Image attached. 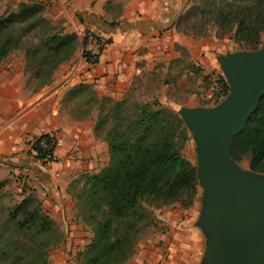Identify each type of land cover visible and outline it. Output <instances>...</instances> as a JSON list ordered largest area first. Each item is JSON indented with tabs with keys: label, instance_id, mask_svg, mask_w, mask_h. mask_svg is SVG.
<instances>
[{
	"label": "trees",
	"instance_id": "16d2710c",
	"mask_svg": "<svg viewBox=\"0 0 264 264\" xmlns=\"http://www.w3.org/2000/svg\"><path fill=\"white\" fill-rule=\"evenodd\" d=\"M43 10V0H28L16 10L0 14V63L12 51L23 50L40 86L85 42L76 33L49 32L50 22ZM179 17L196 34H203L206 24L212 22L218 36L230 32L240 47L255 49L264 33V0H197L177 14L174 23ZM163 25L168 26L165 23L160 28ZM221 84V92L226 94L228 87ZM65 94L93 97L98 104L96 129L104 128L109 154L101 169L85 173L76 195L81 217L92 228L90 242L80 254L81 264H122L132 255L141 231L153 224L151 208L171 202L188 207L195 198L196 167L181 154L178 144V137L185 133L182 120L156 101L135 103L127 109L126 99L96 97L93 87L84 82L71 86ZM49 138L44 133L31 143L34 157L42 164L53 158L54 147L40 145ZM230 155L235 161L246 156L249 169L264 173V95L243 129L231 137ZM7 215L12 233L0 234V264H45L40 238L54 230L55 221L30 194L7 207ZM21 235L30 243L22 242Z\"/></svg>",
	"mask_w": 264,
	"mask_h": 264
},
{
	"label": "rangeland",
	"instance_id": "374dc122",
	"mask_svg": "<svg viewBox=\"0 0 264 264\" xmlns=\"http://www.w3.org/2000/svg\"><path fill=\"white\" fill-rule=\"evenodd\" d=\"M27 1L0 0V14L16 10L21 2ZM96 1L43 0L44 10L42 14L50 22L49 32L76 33L81 42L86 33L94 32V30L90 26L79 25L78 15L82 14L85 18L87 14L82 13V11L94 7ZM196 1L159 0L160 8H163V13H159L160 23H167L168 26L163 25L165 27L162 26V28L157 29L159 31L157 32L158 44L155 40L150 41L151 46H145V50L151 49V56L148 57L145 67L132 79L129 86L121 94L115 96L102 95L94 89L96 97L99 98L110 96L114 99H126L127 109H130L135 103L151 104L156 101L174 110L181 118L185 132L178 137L181 154L195 167L198 163V144L189 122L181 116L182 108H214L222 104L230 93L231 84L224 74L218 58L225 54L253 52L264 44V33L260 37L257 48L252 49L240 47L231 37L230 32L218 36L217 28L212 22L206 24L205 30H202L203 34L194 33L195 29L190 28L189 22L182 20L179 22L181 17L174 23L177 14L184 13L186 8ZM199 24H203V21H200ZM30 38L34 42L38 41L34 36ZM23 53L21 49L12 51L0 63V67H6L10 64L13 68L23 69L25 72L24 92L32 95L34 92L40 91L46 84L39 85V79L34 76L33 69L26 64ZM221 83H225L228 87L226 94L221 92ZM65 93L62 95L60 103L63 115L72 120H88L90 118L89 126L92 127L94 136L104 143V147L98 154V162L95 168H78L69 177L64 178L67 183L65 191L70 196L73 205L68 213L63 214L62 218L53 219L55 221L54 230L47 232L40 238L45 247V264H81L80 254L90 242L92 228L81 217L80 201L77 200L76 195L85 173L97 172L107 163L109 158L104 128L96 129L98 104L93 97L83 95L71 98ZM54 137L57 148L58 141L55 135ZM56 148L53 158L45 164L54 161ZM31 152V155L34 156L35 152ZM25 155V159H29V152L26 151ZM45 164L43 165L45 166ZM235 164L239 170L244 172L249 169L246 156L235 161ZM26 173L27 171L19 172L17 170L16 173H10V178L0 181V234L11 232L8 226L7 207L19 202L26 195L36 194L28 182L30 178ZM36 199L39 201L42 210L48 212L44 210L42 200ZM203 209V190L198 181L197 192L190 206L183 207L178 202H171L151 208L154 216L153 224L141 231L132 255L122 264H129L141 248H147L146 254L150 255V252L155 251L162 244L160 235L164 233L169 231H204L201 226ZM21 237L22 242L30 243V240L22 235ZM143 242L145 243L142 246ZM170 254V251L164 250L160 255V261L167 260Z\"/></svg>",
	"mask_w": 264,
	"mask_h": 264
},
{
	"label": "crops",
	"instance_id": "0c3cea01",
	"mask_svg": "<svg viewBox=\"0 0 264 264\" xmlns=\"http://www.w3.org/2000/svg\"><path fill=\"white\" fill-rule=\"evenodd\" d=\"M85 10L82 13L87 16L78 15V24L90 26L109 40L97 63L91 65L82 58L79 44L73 56L54 71L51 82L32 95L24 92L23 69L10 64L0 67V181L17 170L27 171L34 196L54 220L73 205L64 178L78 168H95L104 147L89 126L90 118L72 120L63 115L62 95L78 82L90 84L102 95L121 94L151 56L145 46H151L150 41L159 43V13H163L159 0H97ZM44 133L55 135L58 141L54 161L45 166L29 150L32 141ZM26 151L29 159H25ZM160 240L162 244L150 255L147 248H141L129 264H203V231H169ZM164 250L170 251V257L160 261Z\"/></svg>",
	"mask_w": 264,
	"mask_h": 264
},
{
	"label": "water",
	"instance_id": "95a60500",
	"mask_svg": "<svg viewBox=\"0 0 264 264\" xmlns=\"http://www.w3.org/2000/svg\"><path fill=\"white\" fill-rule=\"evenodd\" d=\"M231 90L214 108H182L198 144L196 176L203 190V264H264V174L239 170L230 140L264 95V44L218 58Z\"/></svg>",
	"mask_w": 264,
	"mask_h": 264
},
{
	"label": "built area",
	"instance_id": "2783aa9c",
	"mask_svg": "<svg viewBox=\"0 0 264 264\" xmlns=\"http://www.w3.org/2000/svg\"><path fill=\"white\" fill-rule=\"evenodd\" d=\"M85 42L81 46V56L88 64H95L98 61L106 43L104 39L97 33L89 32L84 35ZM50 138L45 141L42 140L40 145L43 149L54 147L53 153L56 148V139L54 135L49 134ZM52 153V154H53Z\"/></svg>",
	"mask_w": 264,
	"mask_h": 264
}]
</instances>
